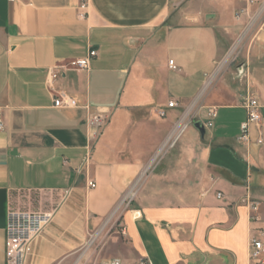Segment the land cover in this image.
Here are the masks:
<instances>
[{
    "label": "crops",
    "instance_id": "0c3cea01",
    "mask_svg": "<svg viewBox=\"0 0 264 264\" xmlns=\"http://www.w3.org/2000/svg\"><path fill=\"white\" fill-rule=\"evenodd\" d=\"M78 2L0 0V264L10 211L53 215L27 264H249L264 227V20L229 87L217 72L247 23L238 0H89L84 19ZM90 50L87 70L69 67ZM246 92L260 126L243 143ZM192 107L204 135L188 125L151 167Z\"/></svg>",
    "mask_w": 264,
    "mask_h": 264
},
{
    "label": "built area",
    "instance_id": "2783aa9c",
    "mask_svg": "<svg viewBox=\"0 0 264 264\" xmlns=\"http://www.w3.org/2000/svg\"><path fill=\"white\" fill-rule=\"evenodd\" d=\"M12 2L14 0H8ZM241 7L237 10L235 17L240 19L243 16L247 18V23L245 26V32H248L257 23L264 20V0H238ZM89 0H79L76 15L79 19H84L87 15ZM96 56L95 50H90L85 58L75 60L69 63V67L73 70H87L89 68L90 59ZM168 67L173 71H179V69L173 64V61L168 62ZM52 78H54L52 76ZM176 104L170 102L167 108H173ZM53 106L55 108L64 107H75V101L71 99L64 100L61 97H53ZM241 107L244 109L246 118L244 122L240 124V136L238 140L243 143L249 142V132L250 129L260 126V114H259V101L258 98L250 92H246L242 99ZM160 118L166 116L165 110H159L157 112ZM109 115L107 112H97L92 115L89 120V124L99 130L108 121ZM179 120L174 131L171 133L170 137L166 140L165 144L162 146L161 150L167 152L171 149L174 144L179 140L181 135L187 129L189 123ZM3 130V123L0 119V131ZM262 142L261 137L257 140V143ZM160 150V151H161ZM89 188H94L95 184L92 181L87 182ZM132 195H128L125 201L131 200ZM217 198L221 199L222 194L218 193ZM248 202V208L250 211V219H255L253 214L258 209V204ZM53 215L50 213H34V212H19L10 211L7 214L6 219V250L5 258L7 264H27V259L32 254L33 245L35 241L40 237L44 230L52 222ZM123 233V229H122ZM264 236V227L260 230L259 236H252L248 242V259L249 264H264V260L261 258V253L264 249V244L262 243L260 237ZM111 264H120L117 260H114Z\"/></svg>",
    "mask_w": 264,
    "mask_h": 264
},
{
    "label": "rangeland",
    "instance_id": "374dc122",
    "mask_svg": "<svg viewBox=\"0 0 264 264\" xmlns=\"http://www.w3.org/2000/svg\"><path fill=\"white\" fill-rule=\"evenodd\" d=\"M245 26L246 23L244 25V28L241 29L240 33L235 37L231 45L228 47L225 55L220 60L218 65V72H217V74L219 75L218 78H223L224 82H226L225 84H228L229 87H233L239 84L238 82L240 77L237 69L239 66H242L243 63L242 53L244 50L245 41H247V38L256 35L257 31L260 29L254 26L248 32H245ZM187 112L188 110L182 113V121L185 117L186 119L184 120L185 121L184 124L189 123V125L192 126V124L197 120V117L195 115V107H192V109L188 114H186ZM177 142L174 144L172 149L175 148ZM164 154H165L164 150L159 151L158 155L154 158L152 165L150 166L151 167L157 166L162 161ZM148 170L149 168L147 167L141 173L140 180H144L146 178L149 172Z\"/></svg>",
    "mask_w": 264,
    "mask_h": 264
},
{
    "label": "water",
    "instance_id": "95a60500",
    "mask_svg": "<svg viewBox=\"0 0 264 264\" xmlns=\"http://www.w3.org/2000/svg\"><path fill=\"white\" fill-rule=\"evenodd\" d=\"M241 69H242V66H239L238 67L239 72L241 71ZM193 127L201 134V136L204 135V127L202 126L200 122H195L193 124Z\"/></svg>",
    "mask_w": 264,
    "mask_h": 264
}]
</instances>
